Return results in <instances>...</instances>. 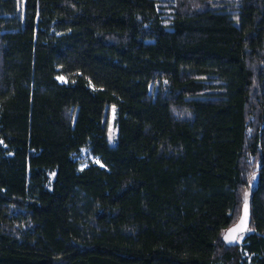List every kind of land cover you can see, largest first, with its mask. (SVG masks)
Masks as SVG:
<instances>
[{"label": "trees", "instance_id": "obj_1", "mask_svg": "<svg viewBox=\"0 0 264 264\" xmlns=\"http://www.w3.org/2000/svg\"><path fill=\"white\" fill-rule=\"evenodd\" d=\"M217 1L0 0V264H264V0Z\"/></svg>", "mask_w": 264, "mask_h": 264}, {"label": "rangeland", "instance_id": "obj_2", "mask_svg": "<svg viewBox=\"0 0 264 264\" xmlns=\"http://www.w3.org/2000/svg\"><path fill=\"white\" fill-rule=\"evenodd\" d=\"M23 1L24 0H20L21 5H22ZM211 1H215V3H218L217 0H211ZM159 3L161 5V10L166 11L164 16L170 17V14H169L170 8L169 7H172L173 0H160ZM62 79L63 78H61V80ZM107 120H108V139H109V142L111 144H114L116 136H117V130H116L114 123H113L114 108H109L107 110ZM79 158L81 159L80 161L82 162L83 165L87 162H90V161L99 162L98 158L89 154L87 150H82ZM257 179H258V176H254L252 178L251 187H254L256 185ZM242 239H243V237L239 238V241H241Z\"/></svg>", "mask_w": 264, "mask_h": 264}, {"label": "water", "instance_id": "obj_3", "mask_svg": "<svg viewBox=\"0 0 264 264\" xmlns=\"http://www.w3.org/2000/svg\"><path fill=\"white\" fill-rule=\"evenodd\" d=\"M252 222V211L246 204L243 207L242 214L238 221L230 226L223 235V240L228 246H236L239 236L245 233Z\"/></svg>", "mask_w": 264, "mask_h": 264}]
</instances>
